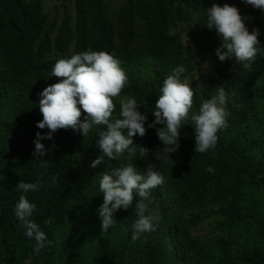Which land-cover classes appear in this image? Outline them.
<instances>
[{
	"label": "clouds",
	"instance_id": "clouds-1",
	"mask_svg": "<svg viewBox=\"0 0 264 264\" xmlns=\"http://www.w3.org/2000/svg\"><path fill=\"white\" fill-rule=\"evenodd\" d=\"M252 111H264V0H0V142L23 155L0 170V207L35 253L53 243L36 210L48 182L90 211L74 252L56 237L42 264H76L86 239L126 232L152 250L183 175L200 202L186 225L229 203L209 174L232 118ZM214 220L192 232L208 246Z\"/></svg>",
	"mask_w": 264,
	"mask_h": 264
},
{
	"label": "trees",
	"instance_id": "trees-1",
	"mask_svg": "<svg viewBox=\"0 0 264 264\" xmlns=\"http://www.w3.org/2000/svg\"><path fill=\"white\" fill-rule=\"evenodd\" d=\"M220 144L225 146L224 161L214 167L209 177L214 183V197L229 203H222L207 216H193L186 225L187 209L200 202L199 194L190 188L189 178L183 175L179 204L167 210L154 233L146 234L151 244L157 242L152 250H146L140 239L133 242L132 232L105 241L100 237L98 246L95 238H88L83 241L85 252L75 256L76 264H134L129 260L141 251L156 264H175L172 259L164 260L171 252L183 254L187 264H264V111L248 112L240 119L233 117ZM21 159L22 154L0 142V170ZM47 186V192L44 189L36 200V210L51 218L52 223H42L41 230L53 243L59 237L73 253L77 245L75 235L90 211L78 207L63 193L57 196L52 181ZM9 196L11 193L0 188V199ZM9 204L13 206L14 201ZM210 216L220 234L208 246L192 232ZM19 225L13 212L9 217L0 207V264L48 263L56 255L53 243L35 253L34 241L25 236Z\"/></svg>",
	"mask_w": 264,
	"mask_h": 264
},
{
	"label": "rangeland",
	"instance_id": "rangeland-1",
	"mask_svg": "<svg viewBox=\"0 0 264 264\" xmlns=\"http://www.w3.org/2000/svg\"><path fill=\"white\" fill-rule=\"evenodd\" d=\"M213 225L212 222L205 223L200 229L199 232L205 236H210L213 234Z\"/></svg>",
	"mask_w": 264,
	"mask_h": 264
}]
</instances>
